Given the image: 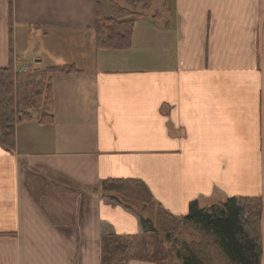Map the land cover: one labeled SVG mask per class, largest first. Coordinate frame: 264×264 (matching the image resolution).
Returning <instances> with one entry per match:
<instances>
[{
  "label": "crops",
  "instance_id": "obj_1",
  "mask_svg": "<svg viewBox=\"0 0 264 264\" xmlns=\"http://www.w3.org/2000/svg\"><path fill=\"white\" fill-rule=\"evenodd\" d=\"M11 1L0 69L80 72L52 76L51 123L20 121L14 150L0 147V264H102L105 239L142 238L144 216L106 197L108 179L139 180L146 192L127 190L174 217L261 199L264 264V0H161L122 50L95 48L109 0Z\"/></svg>",
  "mask_w": 264,
  "mask_h": 264
},
{
  "label": "trees",
  "instance_id": "obj_2",
  "mask_svg": "<svg viewBox=\"0 0 264 264\" xmlns=\"http://www.w3.org/2000/svg\"><path fill=\"white\" fill-rule=\"evenodd\" d=\"M122 1L134 7H144L150 0ZM9 4L12 11L11 0ZM137 16V13L110 0L108 15L104 16L97 3L95 48L115 50L128 48L133 21ZM79 72L73 64L25 72H14L12 66L0 69V147L7 152L14 150L15 126L20 121L51 123L54 104L52 76ZM129 187H138L146 192L142 183L135 179H108L102 181L99 186L109 200L135 211L119 197L122 191L120 188ZM157 209L162 216L177 225H195L201 232V241L199 239L200 242L181 241L175 226L165 227V247L161 240H157L164 248L156 249L151 255L139 242L148 235L157 236L158 232L150 220L137 215L143 237L105 239L102 264H128L133 257L152 260L157 264H260L261 199L231 197L203 208L193 201L189 203L187 214L183 217H174L160 207Z\"/></svg>",
  "mask_w": 264,
  "mask_h": 264
},
{
  "label": "rangeland",
  "instance_id": "obj_3",
  "mask_svg": "<svg viewBox=\"0 0 264 264\" xmlns=\"http://www.w3.org/2000/svg\"><path fill=\"white\" fill-rule=\"evenodd\" d=\"M121 6L126 7L128 10L136 13V12H145L150 11L149 7L153 8L157 4L161 2V0H150L149 3L146 6H132V4L124 3L122 0H112ZM62 60L69 62L65 57H62ZM27 61V59H26ZM32 62V61H31ZM63 64L62 61H55V59H52L50 63H47V61H44L40 67V69H45L49 66H57V65ZM120 199L123 201L126 205H131L133 209L137 213H142L144 218L151 220V223L153 227L157 230L158 235H148L144 237L139 243L142 244V247L146 248L151 255L153 254V251L156 249L161 250L162 245H160L157 240H161L165 247V227H171L175 226L176 230L179 233V239L181 241L185 242H192L195 240H200L201 238V232L198 228H196L193 224H187V225H177L173 223L172 221L166 219L164 216H162L159 212L157 207H155L152 203L146 200L144 195H137L133 191H128L127 188H120ZM143 203H146L145 207H143ZM198 240V242H200ZM163 247V248H164ZM162 248V249H163ZM148 253V254H149Z\"/></svg>",
  "mask_w": 264,
  "mask_h": 264
}]
</instances>
